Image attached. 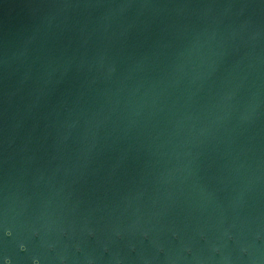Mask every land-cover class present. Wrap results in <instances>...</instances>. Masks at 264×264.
I'll return each mask as SVG.
<instances>
[{
    "label": "water",
    "instance_id": "95a60500",
    "mask_svg": "<svg viewBox=\"0 0 264 264\" xmlns=\"http://www.w3.org/2000/svg\"><path fill=\"white\" fill-rule=\"evenodd\" d=\"M0 264H264V0H0Z\"/></svg>",
    "mask_w": 264,
    "mask_h": 264
}]
</instances>
